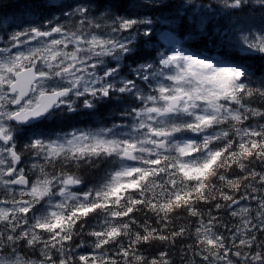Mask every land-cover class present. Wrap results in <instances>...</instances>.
<instances>
[{"label":"snow or ice","instance_id":"obj_1","mask_svg":"<svg viewBox=\"0 0 264 264\" xmlns=\"http://www.w3.org/2000/svg\"><path fill=\"white\" fill-rule=\"evenodd\" d=\"M24 7L0 21V264H175L185 239L182 264H264V0Z\"/></svg>","mask_w":264,"mask_h":264},{"label":"trees","instance_id":"obj_2","mask_svg":"<svg viewBox=\"0 0 264 264\" xmlns=\"http://www.w3.org/2000/svg\"><path fill=\"white\" fill-rule=\"evenodd\" d=\"M35 2L36 0H0V21H2V19L7 16H13L19 19V21H21L22 19H25V17L27 16H31L33 18L30 11L28 9H25L24 5L27 4L30 6L31 4ZM44 11L45 12H56L58 11V9H45ZM159 11H162V10L161 9L156 10V14L159 13ZM153 39L155 40V37H153ZM141 43L143 42L141 41ZM203 44H204V40L197 39V38H193L186 42V46L191 47L192 49L201 48L203 47ZM146 47L150 49L151 45H148ZM104 105L108 108L107 104H104ZM95 116H96L95 119L89 120L88 122L89 125H92V124L97 125L99 123V119H97L98 118L97 113L95 114ZM75 118H78V117H74V119ZM96 119L98 122L96 121ZM104 123L108 124L110 122L108 120H104ZM65 129H66V125L64 126L63 130ZM56 130H59V129H56ZM256 167H257V171H259L260 170L259 166L257 165ZM239 174L240 173L238 172H235V171L233 172V175H239ZM89 175H92V174H89ZM253 206H254V203H253ZM201 207H203V205H201ZM148 215L149 217L151 216L150 213ZM176 215L182 216L183 219H175L173 225L170 226L169 231H171L172 227H178L181 224H184V225L190 224L192 227V230L194 231L195 218H190L185 213H177ZM213 215H218L221 217V219L225 221L230 220V217L228 216V214L223 211L217 212L215 209H213ZM138 218H140L141 220L145 219L142 213L138 214ZM151 223L153 224V226H156L154 219L151 220ZM230 223L234 224L236 223V221L232 219ZM186 243H191V240H186V239L177 240L176 246L174 248L168 249L170 258L175 262V264H182V258L184 257V252L182 251V245ZM160 249H162V246L156 243V244H153L150 248L142 249V251H144L145 255L152 256V255H155L157 250H160Z\"/></svg>","mask_w":264,"mask_h":264},{"label":"rangeland","instance_id":"obj_3","mask_svg":"<svg viewBox=\"0 0 264 264\" xmlns=\"http://www.w3.org/2000/svg\"><path fill=\"white\" fill-rule=\"evenodd\" d=\"M197 2L198 3H200V2H202V3H205V4H207L208 2H206V1H204V0H197ZM30 17H27V18H25V19H29ZM9 19H11V18H9ZM16 23H20L21 21H15ZM10 30V29H9Z\"/></svg>","mask_w":264,"mask_h":264}]
</instances>
